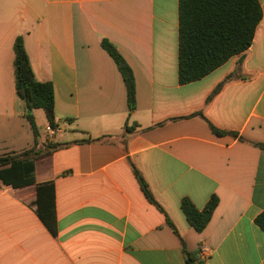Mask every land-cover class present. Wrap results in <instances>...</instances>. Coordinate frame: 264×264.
Returning a JSON list of instances; mask_svg holds the SVG:
<instances>
[{
    "label": "crops",
    "instance_id": "0c3cea01",
    "mask_svg": "<svg viewBox=\"0 0 264 264\" xmlns=\"http://www.w3.org/2000/svg\"><path fill=\"white\" fill-rule=\"evenodd\" d=\"M258 2L262 18L237 78L205 104L241 55L180 85L178 0H0V156L61 145L33 160L34 183L0 181V264H186L183 247L200 264H264V232L255 223L264 214V148L253 145H264ZM19 35L34 77L54 92L56 129L46 130L45 117L36 138L14 88ZM100 39L133 73L131 113ZM198 111L204 119L189 117ZM207 121L242 141L213 134ZM43 184L54 189L55 234L36 210ZM211 196L217 205L197 233L181 202L201 210Z\"/></svg>",
    "mask_w": 264,
    "mask_h": 264
},
{
    "label": "trees",
    "instance_id": "16d2710c",
    "mask_svg": "<svg viewBox=\"0 0 264 264\" xmlns=\"http://www.w3.org/2000/svg\"><path fill=\"white\" fill-rule=\"evenodd\" d=\"M262 18L258 0H178V83L185 85L198 81L223 65L235 55H241L236 71L225 76L207 95L205 104L218 94L222 88L237 78V71L243 60L244 52L251 46L255 29ZM100 47L114 62L123 81L128 112L135 109V83L133 73L117 48L106 39H100ZM13 74L16 95L23 102L24 118L33 136H39L33 111L41 109L50 128L56 129L54 119V92L50 82L38 81L32 72L28 55L21 35L13 42ZM200 116L201 111L189 115ZM211 132L217 136L230 135L242 141L235 132L222 131L207 121ZM124 130L129 131L127 122ZM264 148L262 144H253ZM61 145L49 144L44 150L35 148L18 155L0 156V181L12 187H22L34 183L33 160ZM136 177L146 198L153 202L143 181ZM36 210L38 217L55 234L54 189L52 184L37 187ZM217 198L211 196L203 209L197 210L187 199L182 200L180 208L192 229L201 233L217 205ZM264 232V214L255 220ZM183 245V244H182ZM186 264H200L194 254L183 247Z\"/></svg>",
    "mask_w": 264,
    "mask_h": 264
},
{
    "label": "rangeland",
    "instance_id": "374dc122",
    "mask_svg": "<svg viewBox=\"0 0 264 264\" xmlns=\"http://www.w3.org/2000/svg\"><path fill=\"white\" fill-rule=\"evenodd\" d=\"M34 116L36 118V124H37V128H38V134L39 136L43 135L40 133L41 129H40V125H44L45 124V116H44V111L41 109L35 110L34 111Z\"/></svg>",
    "mask_w": 264,
    "mask_h": 264
},
{
    "label": "built area",
    "instance_id": "2783aa9c",
    "mask_svg": "<svg viewBox=\"0 0 264 264\" xmlns=\"http://www.w3.org/2000/svg\"><path fill=\"white\" fill-rule=\"evenodd\" d=\"M46 130L49 131V132H51V133H53V131H54L55 129H52V128H50V127H47ZM200 253H201V256H202V257H203V256H206V255L208 254V249H207L205 246H202V247L200 248Z\"/></svg>",
    "mask_w": 264,
    "mask_h": 264
},
{
    "label": "water",
    "instance_id": "95a60500",
    "mask_svg": "<svg viewBox=\"0 0 264 264\" xmlns=\"http://www.w3.org/2000/svg\"><path fill=\"white\" fill-rule=\"evenodd\" d=\"M27 113H30V110L29 109H27Z\"/></svg>",
    "mask_w": 264,
    "mask_h": 264
}]
</instances>
